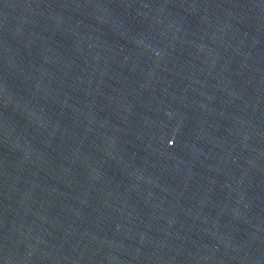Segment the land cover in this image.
<instances>
[{
    "label": "water",
    "instance_id": "water-1",
    "mask_svg": "<svg viewBox=\"0 0 264 264\" xmlns=\"http://www.w3.org/2000/svg\"><path fill=\"white\" fill-rule=\"evenodd\" d=\"M0 264H264V0H0Z\"/></svg>",
    "mask_w": 264,
    "mask_h": 264
}]
</instances>
